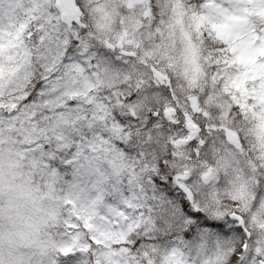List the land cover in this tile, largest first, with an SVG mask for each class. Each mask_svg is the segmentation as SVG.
I'll list each match as a JSON object with an SVG mask.
<instances>
[{"label":"snow or ice","instance_id":"snow-or-ice-1","mask_svg":"<svg viewBox=\"0 0 264 264\" xmlns=\"http://www.w3.org/2000/svg\"><path fill=\"white\" fill-rule=\"evenodd\" d=\"M0 264H264V0H0Z\"/></svg>","mask_w":264,"mask_h":264}]
</instances>
